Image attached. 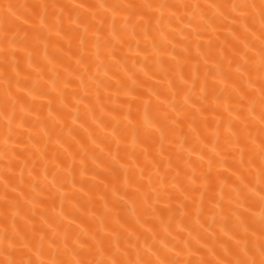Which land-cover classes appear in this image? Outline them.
<instances>
[{"label": "bare ground", "instance_id": "1", "mask_svg": "<svg viewBox=\"0 0 264 264\" xmlns=\"http://www.w3.org/2000/svg\"><path fill=\"white\" fill-rule=\"evenodd\" d=\"M0 264H264V0H0Z\"/></svg>", "mask_w": 264, "mask_h": 264}]
</instances>
